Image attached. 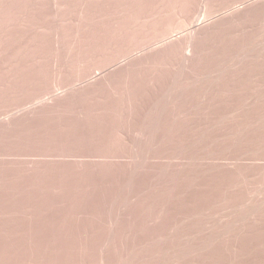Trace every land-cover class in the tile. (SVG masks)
<instances>
[{
    "label": "rangeland",
    "instance_id": "1",
    "mask_svg": "<svg viewBox=\"0 0 264 264\" xmlns=\"http://www.w3.org/2000/svg\"><path fill=\"white\" fill-rule=\"evenodd\" d=\"M0 264H264V0H0Z\"/></svg>",
    "mask_w": 264,
    "mask_h": 264
},
{
    "label": "bare ground",
    "instance_id": "2",
    "mask_svg": "<svg viewBox=\"0 0 264 264\" xmlns=\"http://www.w3.org/2000/svg\"><path fill=\"white\" fill-rule=\"evenodd\" d=\"M175 3V2H174ZM192 34V33H191ZM190 40V39H189Z\"/></svg>",
    "mask_w": 264,
    "mask_h": 264
}]
</instances>
